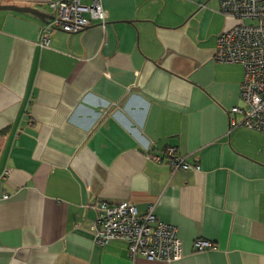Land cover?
I'll use <instances>...</instances> for the list:
<instances>
[{
    "label": "crops",
    "instance_id": "1",
    "mask_svg": "<svg viewBox=\"0 0 264 264\" xmlns=\"http://www.w3.org/2000/svg\"><path fill=\"white\" fill-rule=\"evenodd\" d=\"M52 1L0 0L47 14L0 10V264H264V132L230 126L243 71L214 57L234 18L218 0H100L104 23L42 46ZM167 146L198 170H172ZM100 200L153 203L183 256L95 243Z\"/></svg>",
    "mask_w": 264,
    "mask_h": 264
},
{
    "label": "built area",
    "instance_id": "2",
    "mask_svg": "<svg viewBox=\"0 0 264 264\" xmlns=\"http://www.w3.org/2000/svg\"><path fill=\"white\" fill-rule=\"evenodd\" d=\"M222 14L232 17L235 23L223 29L216 38V60L239 64L243 71L238 96L243 106L228 110L230 126L243 125L264 132V0H218ZM56 10L53 19L44 29L42 46L48 43L51 29L77 32L93 23L105 22V12L100 0L82 4L80 0H56L49 3ZM232 113H241L237 121ZM163 155L172 170H198V164L190 163L172 146L165 147ZM157 162L158 154H151ZM6 173V172H5ZM7 195H4L6 198ZM96 215L91 225L92 237L99 245L119 239L126 243L128 255L134 259L171 262L183 256L182 241L177 227L159 219L154 204L148 203L139 213L135 205L122 200L116 203L97 201ZM195 251L215 248L206 239L193 241Z\"/></svg>",
    "mask_w": 264,
    "mask_h": 264
},
{
    "label": "water",
    "instance_id": "3",
    "mask_svg": "<svg viewBox=\"0 0 264 264\" xmlns=\"http://www.w3.org/2000/svg\"><path fill=\"white\" fill-rule=\"evenodd\" d=\"M3 9L29 12V13H32L33 15H35L36 17L40 18L41 20H43L47 16V14L41 12L40 10L29 7V6H16L13 4H0V10H3Z\"/></svg>",
    "mask_w": 264,
    "mask_h": 264
}]
</instances>
